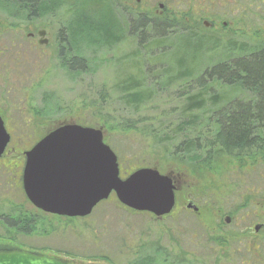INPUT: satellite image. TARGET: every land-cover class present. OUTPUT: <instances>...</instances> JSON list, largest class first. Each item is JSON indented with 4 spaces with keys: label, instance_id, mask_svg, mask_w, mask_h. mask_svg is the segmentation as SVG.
Segmentation results:
<instances>
[{
    "label": "rangeland",
    "instance_id": "1",
    "mask_svg": "<svg viewBox=\"0 0 264 264\" xmlns=\"http://www.w3.org/2000/svg\"><path fill=\"white\" fill-rule=\"evenodd\" d=\"M74 1L77 3L68 5L64 0H52L49 6L43 4V12L36 9L32 18L22 9H0V111L11 134L9 149L27 150L47 131L48 124L62 119L102 126L106 115L114 118L122 113L114 91L115 80L123 71L118 62L133 48L140 51L137 35L129 30L132 21L117 7L123 0H113L117 6L109 2L110 11L122 21V42L98 47L82 38L76 40L73 49L87 63L84 70H69L62 62H67L69 51L64 45L61 50L67 57L59 56L57 31L70 23L87 26L85 15L94 18L93 13L103 7L99 2L83 6L81 0ZM135 10L149 17L180 12L185 21L199 25V33L219 43L264 41V0H140ZM97 22L90 23L97 26ZM37 28L50 32L51 41L45 46L37 41L33 44L26 35ZM146 61L152 63L149 58ZM43 105L51 113L35 115ZM115 121L105 126L104 136L117 155L122 177L141 166L155 165L162 172L174 169L180 177V196L190 193L200 213L195 216L184 204L172 216L159 220L146 212H127L112 194L85 218L69 222L47 217L45 223L30 228L31 233L19 234L14 225L4 223L1 213L33 208L24 202L13 168L1 166L0 247L12 246L7 238L14 236L39 251L85 263L146 264L144 260L151 259L154 264H166L175 258L178 264H237L233 245H222L215 236L252 232L255 223L264 222V164L258 159L240 163L219 158L211 168L194 165L180 169L166 159L164 147L153 145L140 130H124ZM227 216L229 223L224 219ZM262 253H254L255 264H262Z\"/></svg>",
    "mask_w": 264,
    "mask_h": 264
},
{
    "label": "trees",
    "instance_id": "2",
    "mask_svg": "<svg viewBox=\"0 0 264 264\" xmlns=\"http://www.w3.org/2000/svg\"><path fill=\"white\" fill-rule=\"evenodd\" d=\"M51 1L0 0V9L43 12V4L49 6ZM92 1L100 2L83 0L82 5ZM100 4L103 7L93 13L94 18L85 15L83 21L88 25L78 26L76 38L98 47L121 43L122 21L110 11V4ZM135 13L129 30L137 35L141 47L139 52L133 48L125 53L118 62L123 71L115 80L114 91L122 113L114 116L115 123L124 130H140L153 145L164 147L166 159L180 169L194 165L211 168L219 158L240 163L258 159L264 164V41L219 43L199 33V25L185 21L180 12H167L165 17ZM94 20L99 21L97 26L90 23ZM62 62L72 71L84 70L87 63L79 51L71 61ZM48 107L43 105L34 114L45 117L51 113ZM106 116L104 127L115 120ZM46 218L41 214L40 221H30L21 212L17 232L31 233L29 229L45 223ZM221 239L218 242L226 244ZM144 262L154 264L151 259Z\"/></svg>",
    "mask_w": 264,
    "mask_h": 264
},
{
    "label": "water",
    "instance_id": "3",
    "mask_svg": "<svg viewBox=\"0 0 264 264\" xmlns=\"http://www.w3.org/2000/svg\"><path fill=\"white\" fill-rule=\"evenodd\" d=\"M104 134V125L57 121L24 153L22 184L28 201L48 214L85 217L114 193L117 201L134 211L149 212L156 218L170 214L175 204L173 177L153 165L138 167L121 178L117 155ZM9 142L10 133L0 116V156ZM187 207L197 211L191 203ZM224 219L226 223L231 220L228 216ZM261 227L263 224L257 223L253 229ZM0 264L82 263L22 248H0Z\"/></svg>",
    "mask_w": 264,
    "mask_h": 264
},
{
    "label": "flooded vegetation",
    "instance_id": "4",
    "mask_svg": "<svg viewBox=\"0 0 264 264\" xmlns=\"http://www.w3.org/2000/svg\"><path fill=\"white\" fill-rule=\"evenodd\" d=\"M99 1H100L99 3H103V2L106 3L107 2L108 4L110 2L114 6H117L116 4H119V3L114 2L113 0H99ZM139 1L140 0H138V1L137 0H123L124 4H120L117 7H119V9L121 10L122 14H125V16L127 15L129 17V20L133 21L134 17H135V14H136L135 13L136 4H138ZM81 2H83V0ZM73 3L76 4L77 2L75 3V1H74ZM68 5H69V3H68ZM37 12L38 11H36V10H32L31 12H28L27 14H28V16H30V18H32V17H36ZM50 14H52V11H50ZM79 27H85V26H79ZM79 27L76 24H71L70 23L69 25H66V27H65L66 29L65 30H62V28H60V30L57 31V33H56L57 34V38H56L57 40L56 41L59 44L58 47L62 48L64 45H66L65 47H67V50L69 51L68 60H70V61H71V59H74L76 57V53H75V51L73 49V44L76 43V40L80 41V39H81V38H78V37L76 38V36H75L76 34L74 33L75 30L77 28H79ZM40 31H44V34L43 35H39ZM63 31L66 32V36H61V32H63ZM67 32H68V34H67ZM26 35H27L29 40L33 41V44H34L35 41H37L36 42L37 45H40V46H42V45L45 46L46 44H48L51 41L50 32L46 28H40V29L37 28V29L29 30L26 33ZM62 120H64V119H62ZM56 122H53L50 125L48 124L47 131H48V129L54 128V126L56 125ZM42 136H40L39 138H41ZM39 138H38V140H39ZM10 139H11V134H10ZM10 142H11V140H10ZM10 142L5 147V150H4V153L2 154V156H0V167L3 166L5 168L6 167L9 168V165H10L11 168H13V170L16 173L17 184H19L21 193H22L23 198H24L23 200H24V202L26 204H28V206H31L33 208V211H28L25 208L24 209L19 208V210L16 209L15 212L12 210L11 212H8V213H1L2 214L1 216L4 219L3 220L4 223H6V222L8 223L9 222L10 225H14L16 228L19 227L20 223H21V219H20L21 212H23L24 215L26 214L30 218V221H33L34 218H36V219H38L40 221L39 218L41 217V214H44L47 217H52L53 216V217H56L58 219H63L64 218V219H66L69 222L74 220V218H76V217H80V216L68 217V216H65V215L59 216V215H56V214H48V213H45L44 211L36 208L35 206H33L28 201L27 196L24 194L23 184H22V174H23L22 170H23L24 165H25V162H24L25 161V154L24 153L26 152V150L17 152L15 147H12L11 149H9ZM36 142H38V141H36ZM32 146H30V147H32ZM29 148H27V149H29ZM9 154H10V156L7 157ZM12 161H14L13 162L14 166H12V164H10V163H12ZM118 166H119V169H120V177L121 178H125L126 176H128L129 173H131L134 170L138 169V168H136V169L128 172V174H126L125 176L122 177V175H121V170L122 169L120 167L119 160H118ZM161 172L162 171H160V173ZM162 173H168V174H170L171 178L173 177L174 185H175V188H176L175 189V196H174L175 204H174L173 209L171 210L170 214L163 215V217H161V218H156V217L155 218L159 219V220H163V218H166L168 216H172L174 214V210L175 209L177 210L179 207H181V205H184V204H185L184 206H185L186 210L192 211V213L195 216L198 215L200 213L201 209L198 206V204L196 203V201L192 198V196H190L191 194L190 193L189 194L186 193V194L180 196V188H179V185H178V181H179L178 179L180 178L179 174L176 173L174 169L169 170L168 172H162ZM112 194H114V193H111L110 196L107 199L112 198V196H111ZM113 199L117 200L116 197H115V194H114ZM103 201H105V200H103ZM190 203H191L192 207L193 206H197V211L196 212L191 207L190 208L187 207V205L190 204ZM120 204H121V202H120ZM121 206L127 212H129V210H130L131 212L133 211V212L137 213V211H134V210H132L130 208H127L123 204H121ZM140 212H144V211H140ZM140 212H138V213H140ZM10 213H12V214H10ZM15 213L16 214L20 213L19 217H14ZM146 213H148L150 215H153V214H151L149 212H146ZM81 218H83V217H81ZM255 224H257V223H255ZM260 224H263V227H261L259 230L253 229V227H254L253 226L252 227V229H253L252 232L241 231V232H238L237 234H232V235L230 234V236H226V235H221L220 234L219 236H215V238L217 239V241H219L220 238H222V239L226 240L227 243H230L231 246L233 245L232 252H233V256L235 257V261H236L237 264H255L254 260L252 259L253 255H254V253H260L261 250L263 251L261 262H262V264H264V222H262V223L260 222ZM20 233L23 234V232H19V234ZM7 240H10L13 243V245L9 246V247H0V248H4V249H10V248L21 249L22 248V249H25V250H29L31 252L34 251V252L41 253V254L45 253V254H48V255L53 256V257L54 256L59 257V255H56V254L53 255V254H50V253H47V252H42V251H39L38 249H35L34 247L25 245V244H23L21 242L19 243L18 241H16L17 239L14 236H9L7 238ZM260 246H263V248H261ZM59 258H61V257H59ZM66 259H68V258H66ZM70 260H73V259H70ZM109 260L110 259H107V261H109ZM73 261H75V260H73ZM76 261H78V262H80L82 264H98V263H93V262L85 263V262H81L79 260H76ZM163 261L165 262V261H167V259L165 258V260L163 259ZM176 262H177V259L174 258L172 261H169L166 264H172V263L178 264ZM251 262H253V263H251ZM179 264H181V263H179Z\"/></svg>",
    "mask_w": 264,
    "mask_h": 264
}]
</instances>
